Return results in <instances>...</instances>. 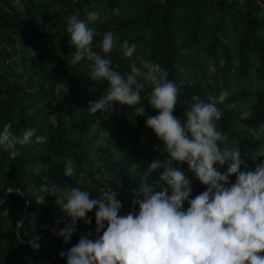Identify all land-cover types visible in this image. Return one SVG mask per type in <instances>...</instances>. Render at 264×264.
<instances>
[{"label":"trees","instance_id":"1","mask_svg":"<svg viewBox=\"0 0 264 264\" xmlns=\"http://www.w3.org/2000/svg\"><path fill=\"white\" fill-rule=\"evenodd\" d=\"M116 7L120 16L112 14ZM97 9L107 19L90 25L97 31L93 51L126 77L133 66H142L125 58L120 44L135 43L136 55L159 63L180 86L174 115L182 120L193 95L208 101L227 90L228 99L217 104L222 111L217 127L227 136L221 147L236 144L245 162L241 170L245 165L254 170L264 161V138L249 132L264 124V0H0V131L11 121L14 135L35 132L29 144L16 145L14 159L0 146V213L10 210L8 217L0 215V264H67L61 251L89 232L97 238L95 209L87 214L90 224L77 221L68 244L52 235L53 228L58 233L71 221L55 197L36 202L45 176L61 187L88 191L92 199L111 187L123 204L120 215L138 212L132 200L141 186L166 187L162 170L144 174L153 159L166 158L154 151L163 145L145 124L158 114L147 103L150 86L141 91L143 117L134 116L135 106L88 111L108 85L89 79L91 62L71 64L75 47L66 20L77 12L86 20L85 13ZM108 31L118 40L105 54L100 44ZM45 134L47 143L35 142ZM68 159L75 162L72 177L64 175ZM179 166L191 180V198L206 190L187 164ZM229 180L234 183L235 176ZM17 187L23 195L16 194ZM9 188L12 193L6 192ZM188 206L185 202V210ZM17 221H23L22 228L17 229ZM35 236L40 237L38 250L28 244Z\"/></svg>","mask_w":264,"mask_h":264},{"label":"clouds","instance_id":"2","mask_svg":"<svg viewBox=\"0 0 264 264\" xmlns=\"http://www.w3.org/2000/svg\"><path fill=\"white\" fill-rule=\"evenodd\" d=\"M120 8L112 14L120 16ZM86 20L77 12L66 20V31L70 44L75 47L72 65L87 60L90 63L88 77L93 82L107 81V90L95 102H90L88 111L112 112L116 105L134 107V116H145L141 91L146 85L148 105L157 115L148 116L145 124L162 142L154 151L166 154V158L153 159L145 171L148 177L162 170L160 180L166 187L157 190L147 183L140 187L135 199V209L120 215L122 202L111 187L90 198V192L79 187L64 188L43 178L38 204H45V196L56 198L55 203L70 218L63 228L52 229V235L68 244L77 231V221L91 223L88 213L95 209V234L82 235L78 242L60 257L67 264H264V161L255 164L254 170L245 165L236 144L221 147L227 136L217 127L222 111L217 107L228 99L230 93L222 89L218 97L208 101L197 95L191 97L184 119L174 115L181 88L168 79V72L159 63L136 55L137 45L127 40L120 44L125 58H133L142 67L133 66L126 77L113 69L110 59L93 51L92 43L97 35L91 24L103 23L99 9L85 13ZM118 37L108 31L103 34L100 47L108 54L116 47ZM141 79L144 81L141 82ZM255 138H264V124L249 130ZM35 135L34 130L25 129L22 136L14 135L12 122L4 124L0 131V146L9 151L14 159L19 153L16 145H27ZM47 135H37L35 142L45 144ZM187 164L188 170L206 190L191 198V180L179 165ZM215 165L226 166L221 173ZM76 174L75 162L68 159L64 175ZM235 176V182L229 178ZM9 188L6 192L12 193ZM17 195L23 192L17 187ZM0 200V204H2ZM189 205L185 210L184 204ZM10 210L0 215L8 217ZM17 229L23 221L16 222ZM102 233V235H101ZM19 239V235L17 237ZM40 237L28 241L33 250L39 249Z\"/></svg>","mask_w":264,"mask_h":264}]
</instances>
